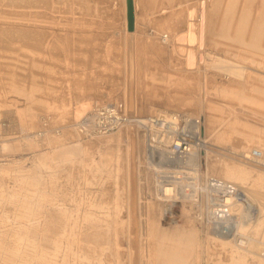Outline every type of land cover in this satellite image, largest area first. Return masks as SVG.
Masks as SVG:
<instances>
[{"label":"rangeland","instance_id":"374dc122","mask_svg":"<svg viewBox=\"0 0 264 264\" xmlns=\"http://www.w3.org/2000/svg\"><path fill=\"white\" fill-rule=\"evenodd\" d=\"M114 1L118 0H0V264L9 256L1 247L11 246L18 252L15 264H128L125 150L109 149L100 158L98 144L115 143L116 135L80 144L85 140L72 126L85 110L121 106L125 101L126 43L120 0L115 9ZM188 1L196 0H138L142 13L135 50L141 65L133 110L145 117L169 107L200 115L208 147L214 148L211 161L217 162L208 172L206 158H201L196 191L179 202L169 218L166 202L156 196L169 194L173 199L174 192L165 193L166 184L157 182L153 169L145 167L141 145L143 263L166 264L170 256H165L174 253L178 264H229L236 251L248 264H263L259 259L264 260V179L254 180L264 173L263 165L252 163V175L241 183L224 180L248 199L246 211L232 204L237 209V231L230 244L213 239L199 221L206 207L197 211L194 203L203 199L202 187L211 178L221 180L219 165H244L241 161L249 157L260 161L264 157V0H233L236 5L231 0L208 2L209 62L222 57L239 63L245 72L239 80L210 66L187 73L169 45L161 43L162 33L171 35L181 26L171 8ZM164 9L169 11L161 14ZM232 17L238 20L235 24L230 23ZM240 19L248 24L243 27ZM151 29L158 36L150 35ZM237 31L244 34V42L236 39ZM13 88L20 94H12ZM164 99L167 106H154ZM26 111L36 116L29 134L20 129ZM236 118L239 124L234 128L226 124ZM212 131L222 139L215 140ZM52 135L59 138L56 144ZM41 157H49L43 163L51 173L41 168ZM17 170L40 172L44 176L40 188L56 195L45 207L33 206L37 210L28 217H22L25 210L19 202L12 203L16 192L26 193ZM253 206L259 217L247 222ZM58 211L71 212L69 224ZM207 215L213 217L210 211Z\"/></svg>","mask_w":264,"mask_h":264},{"label":"bare ground","instance_id":"6f19581e","mask_svg":"<svg viewBox=\"0 0 264 264\" xmlns=\"http://www.w3.org/2000/svg\"><path fill=\"white\" fill-rule=\"evenodd\" d=\"M118 1L113 2V4H112L113 9L116 8ZM208 2H209V0H196L195 3L188 1L185 3L184 2L180 3L175 8H171L170 12H176V14H177L176 16L178 17L179 22H181V26L177 31L172 30L171 35H168L166 33H162L161 34L162 36L159 35L161 37L160 41H161V43L165 44V46L169 45V47L171 48L172 55H174L175 57H177L179 59V61L183 65L184 71L187 73H196L197 71H199L201 69V67L210 66V69H213V70H216L219 72L224 71V72H227L229 75H231L232 77H234L238 80L242 79L245 75V72L239 63L228 60L226 58H222V57H219V58L216 57L211 62H209L210 54L207 52V41H208V35L207 34H208V25H209V10H208L209 5H208ZM231 5H236V2L231 0ZM120 8H121L120 11H122V16H123V18H122L123 19V34H124V37H125L124 40L126 43V45L124 44L126 46V51L124 50V53H125V55H124L125 61L124 62H125V76L127 79L126 88H124L126 98H124L125 101L124 100L122 101L121 107L124 108L125 113H127L129 115H137V116H131L132 118L138 117V118L143 119V118H145V116L141 115V113H139V112H134V110H133L135 107V104L137 102L136 101V99H137V91L136 90H137V86H138V80L140 79L139 74H140V65H141L139 57L137 56V51L135 50V45H136V47L138 45V41L136 38V34L138 33V20H139V18H138V13H139L138 0H134L135 29L133 32H129L127 29V24H128L127 0H120ZM169 9H164L161 12V14L167 13L169 11ZM235 9L236 8H234L233 12H235ZM236 21H238V20H236L235 17H232V20L230 21V23L235 24ZM155 22H156V20H155ZM242 23H243V27H244L248 24V21L246 19L245 20L240 19L239 24H242ZM149 33H150V35H153V33H157V31L155 32L154 30L152 31V29H151ZM241 34H240V31H237L236 39L237 40L239 39L242 42H244L245 36L243 33H241ZM156 35L158 36V33ZM163 44H161V45H163ZM11 93L12 94H20L19 90L16 88H13ZM263 94H264V92H263ZM244 99L250 100L249 98H244ZM86 101H87V98H86ZM91 102H92V100H91ZM89 104H90V101H89L88 105ZM115 105H118V103H116ZM89 111H91V110L83 111L82 113L79 114L78 118L81 119V118L85 117V115L88 114ZM168 112L183 113L186 111H174L173 109H171L169 107V109H167V108L157 109L156 113L153 115H162V114L168 113ZM187 113L190 114L191 116H197V117L200 116V115H195V114L190 113V112H187ZM250 114H252V113H250ZM24 115H25V117L20 121V129L24 130L25 132H27L29 134V132H31V130L33 129L32 124H33V121H34L36 116L29 111H26L24 113ZM259 116H262V115H259ZM78 118H76V120H75L76 122L72 123V126L75 127L74 129L76 130V133H78L79 136L83 140H85V141L81 142L80 144H82V143L84 144L85 142L90 143V141L93 142V141H96L97 139H104V138H108V137L110 138V137L116 135L115 143L113 141L109 140V141H106L103 145H101V143L98 144V146L96 147V151H97V154L99 155L100 158H103L105 152L109 149L116 150V152H117V151H119L118 149H120L123 146V148L125 150V169L127 172L126 187H125V188H127L126 189V191H127V194H126V197H127L126 198L127 199V202H126L127 203V206H126L127 207V214L126 215L127 216H126V220H125L126 221L125 224L127 226L126 227L127 228V230H126L127 231V242H126V244H127V253H128L127 263L128 264H144L143 263L144 252H145L144 244H143V242H144L143 238L144 237L142 238V229H144V228H142L143 225H141V217H142L141 216V214H142L141 209L142 208L140 206L141 199H140V188H139L140 179H142L141 177H142V173H143V170L141 169L142 165L140 166V161L142 159L141 158L142 151L140 150L141 149L140 147H141V145H143V147H142L143 151H144L143 153H145L147 156L146 160H145L146 161L145 167L149 166L150 168L153 169V171L155 173L154 176H155L157 182L166 184V186H164V188H163V191L165 193L169 192V191H172V193L174 192L175 197H172L173 199H171L169 194L165 197H163V195L156 196V198H158V200L159 199L161 200V198H162L164 200V202L168 201V203H166L165 206H166V210H167V208H168V210H170L173 207H177V204L179 202H181L182 200L184 201L185 199L190 198L189 196H191L196 191L195 190L196 188H194L195 187L194 184L196 183V178L202 174L201 173V167H200L201 158H203V157L206 158L207 167H208L207 171L208 172L210 169H212L213 166L216 165L217 161L216 162L213 160L211 161L212 158H211L210 153L214 152L213 151L214 148L211 149V147H208L210 144H209L208 140L206 139L207 138V135H206L207 130L203 126V129H205V139L207 141L206 142L207 146L205 147V150L202 152L201 155H198V156L197 155H190V156L184 157L183 159L170 158V159H167V162H169V164L167 163V165L165 167L158 168L157 165H155L153 160L151 159L150 154L149 153L147 154V151L145 150L144 135L140 131L141 128H139V126L137 124H130L126 128L117 130V131L110 133L106 136H96L94 138H92V137L87 138V137L81 135L77 130V124L80 121V120H78ZM201 118L203 119V117H201ZM258 121H259V118H258ZM203 123H204V121H203ZM226 124H229V126L231 128H234L233 126L238 125L239 121L236 118V121H231V122H228ZM211 134L215 137V140H221L222 139V135L220 136V134L216 131H212ZM121 135H122L123 139L120 138ZM31 137L29 136L27 139H30ZM81 138L79 140H81ZM55 140H57V142L59 141L58 136L56 137V135H52V142L55 143ZM122 141H123V143H122ZM140 142L142 144H140ZM55 148H56V146H55ZM259 150H260V148H259ZM263 151H264V149H263ZM257 152H259V151H257ZM252 154H254V153L252 152ZM245 157H247V156H245ZM58 158L59 157L57 156V150H54L53 151V159L57 160ZM259 158H261V157H259ZM46 159H49V157H41L40 158V160L42 162L41 164L43 165V167H41V168H43L44 170L49 171V173H51L48 166H46L43 163ZM257 160H258L257 157H254V156H252V158L249 157L248 161H246V162L241 161L242 163H244V165L243 164H241V165L227 164V163L219 162V163H223L222 165L218 166L221 168V171H220V173H222L221 180L211 178L210 182L215 181L216 183L219 182L222 184L223 183L228 184L227 182H224V180L225 181L232 180V181H236V182L241 183L244 180H247L252 175V173H253L252 168L254 166L260 167V165H264V157H262L261 161L260 160L257 161ZM141 163H142V161H141ZM252 163H254V166H252L253 165ZM142 164L144 165V162ZM249 167H252V168H249ZM97 168L99 169V166H97ZM100 169H101V166H100ZM17 171L19 173H21L18 175V177H19V180L21 181L20 185L22 186L23 189H25L26 193L22 194V193L16 192V194L12 196V203L17 201L21 204V206H22L21 209L25 210V212L22 213L23 214L22 217H28L27 215H32L33 211L37 210V209H33L32 208L33 206L38 205L40 207H45L48 205L47 203H49L53 200L54 196L56 198L55 192H49L47 190H43L40 188V185L42 184V181L44 178V176L40 172L34 173V175H32V174L24 173L20 170H17ZM206 174L207 173H204V175H206ZM256 176H257L256 179H254L255 181L264 179V173H260V174L258 173V174H256ZM210 182H209V184H210ZM209 184H207L208 186L204 185V187H202V189L203 190L205 189L207 192L209 190H212V189H210L212 187ZM196 186H197V184H196ZM159 187H160V185H159ZM187 188H189L190 190L188 191ZM199 189H201V187H199ZM199 191L201 192L202 190H199ZM170 195H173V194H170ZM36 198L39 201L34 204L33 201ZM64 200H63V202H64ZM227 201H229V199ZM61 202H62V200H61ZM64 205H66V204L64 203ZM227 208H228L227 212H229L231 215L234 213L233 216L236 215L237 209L234 208L233 205H228ZM208 211H211V209H209ZM76 212H78V210ZM70 213L68 211L56 212V214H60V215L64 216V218H65L64 221H65L66 225H67V223L69 224V218L68 217L70 216ZM165 213H166V211H165ZM221 213H223V212H221ZM212 216H216V215H212ZM258 217H259L258 209H257V207L253 206V209L250 210L249 215L246 216V220H248L247 222H249V221H251L255 218H258ZM219 227H222L221 230L217 229V228L216 229L219 232H221V235L216 236V235H214L215 233L214 234L212 233L213 239L217 240L223 244L224 243L230 244L229 238H231L230 241H232L235 237V231H237L236 230V224L235 225L225 224L224 226H219ZM59 229H60V227H59ZM217 230H216V232H217ZM57 231H58V229H57ZM143 232H144V230H143ZM58 241L59 240H57V246L59 248L60 246L58 244ZM1 249L5 250L7 252V254L9 255L7 257L5 256L4 263L5 264H15V259L18 256L17 248L11 246V247H1ZM250 249L255 252L253 247H251ZM168 256H170V257L168 258ZM9 257L11 259H8ZM165 258H168L166 260V264H178L177 256L174 253L168 254L167 256H165ZM259 260L262 261V263L264 264L263 259H259ZM227 261H229L228 262L229 264H248V262H247V260H245L244 256L239 255L236 251L231 252L230 257L228 258Z\"/></svg>","mask_w":264,"mask_h":264},{"label":"built area","instance_id":"2783aa9c","mask_svg":"<svg viewBox=\"0 0 264 264\" xmlns=\"http://www.w3.org/2000/svg\"><path fill=\"white\" fill-rule=\"evenodd\" d=\"M131 116L137 115L125 113L124 108L119 104L95 107L80 119L77 130L87 138H94L96 136H106L126 128L130 124H137L144 135L145 150L147 154H150L151 159L158 168L165 167L167 163L169 164L167 159L170 158L183 159L190 155H201L207 146L201 116H191L187 112H168L162 115L146 116L143 119L132 118ZM1 134L0 128V139L2 138ZM42 135L39 134V137H42ZM209 185L212 190L208 192L204 190L203 199L200 197V200L196 201L194 205H196L197 211L202 206L206 207L204 217H198L199 221L202 219L200 224L208 227L210 233L219 236L221 232L217 229L221 230L222 228L219 226L236 224V217L227 212V206L239 205L246 211L248 199L246 194L236 186L216 183L215 181H211ZM228 199L229 201H227ZM173 208L170 210L167 208L166 210L165 215L169 218H173ZM209 209H211V215L216 216L208 218L207 211ZM245 211H242L243 215ZM239 241L241 244L243 242L242 238L239 237Z\"/></svg>","mask_w":264,"mask_h":264},{"label":"water","instance_id":"95a60500","mask_svg":"<svg viewBox=\"0 0 264 264\" xmlns=\"http://www.w3.org/2000/svg\"><path fill=\"white\" fill-rule=\"evenodd\" d=\"M135 10H134V0H127V29L129 32H133L135 29Z\"/></svg>","mask_w":264,"mask_h":264},{"label":"crops","instance_id":"0c3cea01","mask_svg":"<svg viewBox=\"0 0 264 264\" xmlns=\"http://www.w3.org/2000/svg\"><path fill=\"white\" fill-rule=\"evenodd\" d=\"M141 13H142V12H139V13H138V18L140 17ZM139 20H140V18H139ZM139 26H140V23H139V21H138V27H139ZM164 61H165V59H164ZM165 62H166V61H165ZM164 64H165V63H164ZM165 65H166V64H165ZM157 89H160V88H157ZM168 103H169L168 100H165V99L162 100V101H161V100H158V101L155 102V105H154V106L157 107V108H163L164 106H167ZM142 109H143V111H145V109H147V108H146V107H142ZM142 109H141V110H142Z\"/></svg>","mask_w":264,"mask_h":264}]
</instances>
